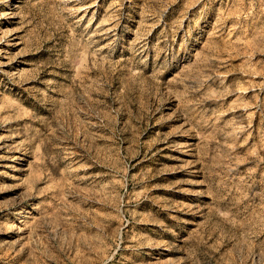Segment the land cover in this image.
I'll return each mask as SVG.
<instances>
[{
    "label": "rangeland",
    "instance_id": "rangeland-1",
    "mask_svg": "<svg viewBox=\"0 0 264 264\" xmlns=\"http://www.w3.org/2000/svg\"><path fill=\"white\" fill-rule=\"evenodd\" d=\"M0 264H264V0H0Z\"/></svg>",
    "mask_w": 264,
    "mask_h": 264
},
{
    "label": "bare ground",
    "instance_id": "bare-ground-1",
    "mask_svg": "<svg viewBox=\"0 0 264 264\" xmlns=\"http://www.w3.org/2000/svg\"><path fill=\"white\" fill-rule=\"evenodd\" d=\"M206 38V37H205ZM208 38H210V37H208ZM208 40V39H207ZM12 46V45H11ZM9 154V153H8Z\"/></svg>",
    "mask_w": 264,
    "mask_h": 264
}]
</instances>
